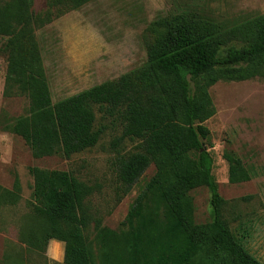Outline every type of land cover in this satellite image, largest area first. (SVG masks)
Instances as JSON below:
<instances>
[{"label":"trees","instance_id":"1","mask_svg":"<svg viewBox=\"0 0 264 264\" xmlns=\"http://www.w3.org/2000/svg\"><path fill=\"white\" fill-rule=\"evenodd\" d=\"M88 1L50 0L45 17L31 10L33 0H10L0 8V45L8 37L9 52L5 93L15 86L29 99L28 114L8 130L21 136L36 157L69 158L98 144L104 131L95 125L98 105L106 114L122 116L121 138L143 140L142 150L119 165L126 192L152 163L156 172L127 214L128 229L101 230L103 264H264L224 219L225 200L213 173L212 136L205 125L216 114L212 85L264 74V13L223 29L180 14L162 18L150 27L155 39L147 45L145 64L54 101L31 24L51 21L53 8L77 9ZM224 158L230 183L253 177L234 151H225ZM30 172L35 203L28 227L20 224V241L40 251L52 239L62 241L63 264H96L84 233V205L93 188L68 171L32 167ZM198 187L210 194L208 226L194 220L190 192ZM21 199L17 183L12 189L0 186V206L15 207ZM207 247L220 261L202 260Z\"/></svg>","mask_w":264,"mask_h":264},{"label":"rangeland","instance_id":"2","mask_svg":"<svg viewBox=\"0 0 264 264\" xmlns=\"http://www.w3.org/2000/svg\"><path fill=\"white\" fill-rule=\"evenodd\" d=\"M10 0H0L3 8ZM50 0H33L31 10L42 14ZM264 13V0H89L77 9L53 8L52 20L31 24L54 101L74 95L93 85L128 73L147 61V45L155 39L150 27L158 20L184 15L227 28ZM8 37L0 45V181L20 187L21 201L8 208L12 238L22 225L30 224L35 199L30 168L68 171L93 188L84 205V230L96 264L102 263L100 232L126 231L127 214L139 193L156 172L154 163L130 192L120 179V162L142 150V139L121 138L123 118L106 114L95 106L96 129L104 131L96 146L66 158L61 155L36 157L30 145L8 130L16 118L29 112V99L17 87H7ZM242 46L240 42H233ZM216 114L205 122L210 129L214 170L219 191L225 200L223 216L236 239L264 263V74L241 81L220 80L209 88ZM234 151L253 177L230 183L225 151ZM196 224L212 222L210 194L206 187L190 192ZM26 216V218H25ZM23 217L25 219H23ZM21 219V220H20ZM19 224V225H18ZM10 239V233H7ZM8 243L0 253V264H63L64 243L50 240L45 250L22 248L20 259L11 261ZM215 262L207 247L202 257ZM210 259L209 261H211Z\"/></svg>","mask_w":264,"mask_h":264},{"label":"crops","instance_id":"3","mask_svg":"<svg viewBox=\"0 0 264 264\" xmlns=\"http://www.w3.org/2000/svg\"><path fill=\"white\" fill-rule=\"evenodd\" d=\"M0 186H2V188L12 189L10 186L6 185L5 183H2L1 181H0ZM7 205L8 204H1L0 206V253L4 252V243L7 242L8 246L5 248H8L9 254L11 255V261H12L13 259L17 260L15 258L20 257L22 248L25 249L27 245L20 241V228L18 232L15 233V236L17 238L11 237V234H12L11 227L12 226L10 225L9 218L7 216L8 208H10V206L8 205L9 206L8 207ZM7 233H10V239L8 238L9 235H7ZM52 240L54 241L55 239H52ZM55 241H58V240H55ZM64 249H65V243H64Z\"/></svg>","mask_w":264,"mask_h":264}]
</instances>
